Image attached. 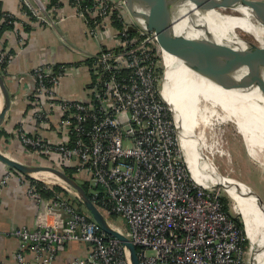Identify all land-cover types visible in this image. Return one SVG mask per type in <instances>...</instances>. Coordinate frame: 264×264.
I'll list each match as a JSON object with an SVG mask.
<instances>
[{"label": "built area", "instance_id": "2783aa9c", "mask_svg": "<svg viewBox=\"0 0 264 264\" xmlns=\"http://www.w3.org/2000/svg\"><path fill=\"white\" fill-rule=\"evenodd\" d=\"M18 1L28 19L52 28L63 20V14L57 20L48 12L50 0ZM89 3L72 4L97 44L94 51L81 54L89 75L86 97L56 96V86L76 64L36 65L34 88L27 96L32 105L29 122L60 136L47 139L36 130L19 129L24 147L62 171L71 167L92 186L91 199L98 209L126 221L125 231L113 227L136 246L139 264H246L245 232L223 209L219 188L192 178L180 150L173 112L161 95L163 59L156 34L136 24L123 0ZM17 21L16 15L2 11L0 23H11L22 42L25 37L17 31L23 27ZM65 41L71 52H80ZM12 57L0 40L2 72ZM11 176L6 171L0 184ZM25 182L29 195L40 202L38 181ZM44 210L56 215L52 223L42 220L33 228L21 226L12 232L19 243V264H30L26 252L34 264H51L58 249L72 241L86 243V255L65 264H131L119 239L62 196L56 194Z\"/></svg>", "mask_w": 264, "mask_h": 264}, {"label": "bare ground", "instance_id": "6f19581e", "mask_svg": "<svg viewBox=\"0 0 264 264\" xmlns=\"http://www.w3.org/2000/svg\"><path fill=\"white\" fill-rule=\"evenodd\" d=\"M204 9L194 12V20L187 11H178L172 22L175 32L201 35L205 34L207 26L221 42L235 44L241 37L264 47V13L261 10L252 15L249 8L238 7L235 12L212 3ZM161 49L164 72L161 95L173 112L180 150L188 170L203 186L224 184L227 196L233 201L231 207L240 215L249 241V263L264 264V207L250 193V187L218 172L213 162L216 150L207 140L208 132L214 134L215 127L231 122L251 160L264 165V93L257 88H247L253 79L210 58L192 57L163 45ZM261 74L264 77V69ZM2 106L1 103L0 109ZM30 175L46 182L66 184L50 171H36Z\"/></svg>", "mask_w": 264, "mask_h": 264}, {"label": "crops", "instance_id": "0c3cea01", "mask_svg": "<svg viewBox=\"0 0 264 264\" xmlns=\"http://www.w3.org/2000/svg\"><path fill=\"white\" fill-rule=\"evenodd\" d=\"M59 2L60 5L56 7L51 6L50 2L48 4V12L54 18L59 20V17L63 14V20L52 28L47 24L28 19L18 0H0V11L16 15L17 23L20 22L23 27L20 31L21 33L19 31L17 33L19 37H21L20 34L23 38L25 37L20 42L18 36L15 35V27L14 32L12 29L4 30L0 36L3 45L8 47L13 55L12 60L1 73L10 94V106L0 124V126L3 124L4 127L0 133V152L4 155L6 153L13 155L12 159L20 163H27V165H31L28 164L31 162V155L28 153V155L24 156L21 143L16 138L18 135L15 134V130L17 131L18 127L21 126L25 131L32 132L36 130L47 139H52L59 135L58 133L55 135L53 132L38 126L37 130L34 124L31 123V125L29 123L28 118L31 115L32 105L27 96L32 93L34 88V67L42 62L76 64L56 86V96L84 99L86 97L85 88L88 81V73L86 68L83 67L81 54L84 51H94L97 46L96 40L88 35L86 26L74 13L69 0H60ZM103 27L107 29V24L104 23ZM62 35L65 37L63 42L60 39ZM65 39H67L68 43L76 46L75 48L80 52H71ZM3 102L4 98L0 91V104H3ZM55 124L56 121H53L54 126ZM10 139H12L11 143L8 142ZM1 141L5 142V144ZM6 156L9 157L8 155ZM8 170H11L12 176L4 186L0 185V264H19L15 258L19 243L12 232L21 226L33 228L42 220L46 223H52L56 215L44 212L46 203L50 199L41 197V201L37 202L29 195L25 174L8 167L7 164L0 160V180ZM57 195L59 194L57 193ZM60 214L61 216L64 215L62 212ZM86 250V243L76 241L66 243L58 249L57 257L51 264H65L67 260L73 257L86 255ZM25 256L30 259V264H34L28 252H26Z\"/></svg>", "mask_w": 264, "mask_h": 264}, {"label": "water", "instance_id": "95a60500", "mask_svg": "<svg viewBox=\"0 0 264 264\" xmlns=\"http://www.w3.org/2000/svg\"><path fill=\"white\" fill-rule=\"evenodd\" d=\"M131 18L148 31H153L162 45L186 55L198 58H210L215 63L221 64L228 69L242 73L246 78L253 79V83L247 88H257L264 93V77L261 70L264 69V47L254 42L239 37V43L230 44L216 39L205 26V34L177 33L173 28V18L178 11L184 10L194 20L195 11H205L204 7L212 3L213 6L223 5L236 11L238 7L249 8L252 15L259 10L264 13V0H123ZM218 4V5H216ZM134 31V27H129ZM0 91L4 102L0 110V124L10 106V94L0 73ZM0 160L22 174L31 176L36 171H50L62 179L68 186L73 188L87 210L90 217L95 220L100 229L106 234L116 237L128 249L131 264H139L136 246L120 231L108 222L106 217L93 203L86 190L78 183L76 178L69 176L64 171L44 165H27L7 157L0 152ZM224 186V184H223ZM252 195L260 206L264 203L251 189Z\"/></svg>", "mask_w": 264, "mask_h": 264}, {"label": "rangeland", "instance_id": "374dc122", "mask_svg": "<svg viewBox=\"0 0 264 264\" xmlns=\"http://www.w3.org/2000/svg\"><path fill=\"white\" fill-rule=\"evenodd\" d=\"M244 39H247V38H244ZM29 123L31 124V122ZM221 125H219L218 128L217 127L214 128L213 130L214 134H212L213 132L207 133V140H209L213 144V149L216 150L214 161H213L216 169L221 175L223 174L225 176H230L236 179L237 181H240L244 183L245 185H247L248 187H250L254 192H256V194L259 196V198L264 203V165L259 164L258 162H255V160L254 161L251 160V158L248 156L245 150L243 140L240 134L236 131L233 123L231 124V122H228L226 124H221ZM3 129L4 127L2 124L0 126V133L3 131ZM17 129L18 130L20 129V132H25V129H23L21 126L18 127ZM20 132L15 130V134L18 135L16 138L19 139L21 146H22L20 147L22 150L24 149L23 151L24 156H26V154L28 155V153H30L31 155L30 160L32 163L30 162L28 164H31V165L44 164L45 166H48V167H52V166L58 167L60 170V166H56L54 163L50 162L47 157L43 155H37L36 153L31 152L30 149L25 148L23 142L19 138ZM11 140L12 139L8 140V142L11 143ZM3 144H5V142ZM63 171H64V168H63ZM73 176L76 177V180L81 185V183L83 182V179L78 178L74 174ZM24 177L26 180L29 181L28 178L30 176L24 175ZM33 179L37 180L38 182L42 181L44 185L48 186L51 189L54 186L60 187L61 190L57 191V193L61 195L65 199V201H67L68 203H70L76 208L79 207L82 212H84L85 214H88L81 200L78 198L75 190L71 188L70 186H68L67 184H59L57 182L55 183V182H46V181L43 182L42 179H38V178L37 179L33 178ZM1 186H4V185H1ZM216 187L219 188L222 195H224L225 197L229 199L228 204L230 207L231 214H233L234 216H238L240 218V215L238 214V212L234 211L232 208L233 201L227 196L225 187L221 184L216 185ZM89 192L91 194L92 189H89ZM89 192H87L88 195H89ZM103 215L106 217V219L112 226L120 229L121 231L122 230L125 231L126 221H124L122 217L116 216V215L111 216L106 213H104ZM249 258H250V249H249V242H248L247 250L245 253L246 264H250Z\"/></svg>", "mask_w": 264, "mask_h": 264}, {"label": "trees", "instance_id": "16d2710c", "mask_svg": "<svg viewBox=\"0 0 264 264\" xmlns=\"http://www.w3.org/2000/svg\"><path fill=\"white\" fill-rule=\"evenodd\" d=\"M60 0H50V5L51 6H58L60 5ZM84 3H87V4H90L89 3V0H83ZM69 3L72 5L74 3V0H69ZM49 4V3H48ZM73 6V5H72ZM2 15V11H0V16ZM113 17V15L111 16ZM83 22V21H82ZM92 23V20L89 21V25ZM114 24L119 28L121 27V24H119V22H117V20L114 22ZM13 28V25H11V23H7V22H2L0 23V36L2 34V32L4 30H9V29H12ZM135 33L134 32H130V36H133ZM0 73H2L1 69H0ZM89 77V75H88ZM64 172L66 174H68L69 176L71 177H74L73 176V169L70 167H66L64 168ZM75 178V177H74ZM30 180L33 181L32 178L29 177ZM36 187H37V192L38 194L43 197V198H46V199H54L55 198V195L57 194V191L61 190L60 187L58 186H54L52 189H45L43 188L45 185L41 182H36ZM82 187L87 191L89 192V189H92V186L87 182V181H83L81 183ZM89 196L91 197V194L89 192ZM221 202H222V206H223V209L232 217V219L234 220V222L236 223V225L238 226V228L240 229V231L244 234V227H243V223L241 221V219L238 217V216H234L233 214H231L230 212V207H229V204H228V198L225 197L224 195H222V197L220 198ZM77 211L81 212V209L78 207L76 208ZM111 216H115L114 214H110ZM246 245L248 244V240L245 241Z\"/></svg>", "mask_w": 264, "mask_h": 264}]
</instances>
